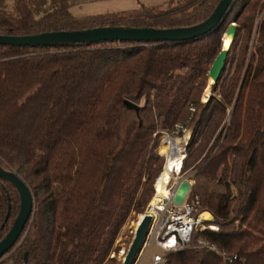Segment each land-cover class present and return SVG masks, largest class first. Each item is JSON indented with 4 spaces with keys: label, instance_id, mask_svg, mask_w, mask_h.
<instances>
[{
    "label": "trees",
    "instance_id": "1",
    "mask_svg": "<svg viewBox=\"0 0 264 264\" xmlns=\"http://www.w3.org/2000/svg\"><path fill=\"white\" fill-rule=\"evenodd\" d=\"M219 1L78 17L70 0H0V34L189 27ZM233 22L225 69L203 102ZM165 118L194 122L187 161L203 157L189 197L217 226L196 230L190 247L166 253V264H264V0H236L217 29L189 42L0 44V164L22 174L35 195L19 245L3 261H112L121 229L136 205L144 208L163 170L156 150ZM20 203L17 188L0 177V242ZM201 237L227 258L197 247Z\"/></svg>",
    "mask_w": 264,
    "mask_h": 264
},
{
    "label": "water",
    "instance_id": "2",
    "mask_svg": "<svg viewBox=\"0 0 264 264\" xmlns=\"http://www.w3.org/2000/svg\"><path fill=\"white\" fill-rule=\"evenodd\" d=\"M236 0H220L218 5L207 19L203 22L189 26V27H174V28H152V27H122V26H99L96 28H89L84 30H69V31H56L54 32H42L36 35H3L0 34V44L3 45H16V46H50L54 44H72L75 43H99L100 41H132V42H155V43H176V42H189V40H195L196 38L204 37L218 28L226 15L232 9L233 3ZM237 24L233 22V25L229 27L227 32L223 36V45L219 51V55L215 58L213 64L210 67L208 83L210 86L215 84L225 69L226 60L229 55V48L233 42L234 35L236 33ZM228 34L232 35V40L228 47H225V40ZM209 86V87H210ZM210 96V95H209ZM208 96V97H209ZM207 97V98H208ZM132 106L136 105L133 103ZM0 177L11 182L18 190L21 203L20 211L17 215L13 227L8 234L2 238L0 242V260L4 258L10 251L16 249L19 245L18 240L22 232L27 226L30 218L34 214L35 207V195L32 193L31 186L26 182L22 176L16 172L6 170L0 164ZM189 180H182L177 191L173 197L175 204H180L189 191ZM208 218L206 222L213 221L214 215L212 212H206ZM151 215H146L142 218L138 229L135 233V239L130 247V251L124 259L123 264H135L140 252L142 251L143 244L148 236V231L151 224ZM27 257V254H26Z\"/></svg>",
    "mask_w": 264,
    "mask_h": 264
},
{
    "label": "built area",
    "instance_id": "3",
    "mask_svg": "<svg viewBox=\"0 0 264 264\" xmlns=\"http://www.w3.org/2000/svg\"><path fill=\"white\" fill-rule=\"evenodd\" d=\"M159 145H166L167 142L174 141L173 135L168 130H163ZM179 151H184L181 158H176L178 165H172L170 168V177H168L165 187L168 189V194L164 197H159L160 206L157 208L149 207L147 213L151 215V224L148 231V236L143 244L142 251L139 254L138 262L142 264L145 255L148 253L151 245L155 244L156 252L152 256V264H166V253L171 251H179L185 247H190L193 242L194 233L196 230L203 231L207 228L217 229L214 224L207 225L204 218H201L202 213H197L198 206H200L198 197L192 200L189 196L192 191V186L195 179L191 175L185 176L184 169L187 162L188 140L190 135L179 138ZM167 147V146H166ZM170 154L167 152L166 167L169 161ZM184 163V166H183ZM183 166V167H182ZM163 168V169H164ZM182 168V171L180 169ZM162 173V172H161ZM183 176H185L183 178ZM189 180L190 187L183 201L178 205L173 201V197L177 191V187L182 180ZM196 246L200 248H211L227 258L226 252L220 251L214 243L205 239L198 238ZM162 250V253L158 252ZM232 260L224 261L229 264Z\"/></svg>",
    "mask_w": 264,
    "mask_h": 264
},
{
    "label": "rangeland",
    "instance_id": "4",
    "mask_svg": "<svg viewBox=\"0 0 264 264\" xmlns=\"http://www.w3.org/2000/svg\"><path fill=\"white\" fill-rule=\"evenodd\" d=\"M92 1H94V0H70V2L72 3L73 10L78 9L80 6H83V4H88ZM8 2H9V5L12 6V5H14L15 0H8ZM170 2H173V0L169 1L165 4H162V5H158V6H161V7L166 6ZM209 86H210V84L206 87L204 93L202 94L201 99L203 100V102H204V99H206L212 93V86H210V87ZM191 109L194 110V107H192ZM166 123H164V121H162V123L160 124V127H161L160 129L162 130V132H164L163 130H168L173 135V137L175 139L173 142L170 141V142H167L166 145L162 144L160 146L159 141H160V138H161L163 133L160 132V134L157 136V150L156 151L163 159V165H162L163 168H164L166 161H167L166 160L167 152L170 155L175 154L176 149L178 148L177 143H179V141H180L179 138H181V137L187 138V136L190 135V139H191L192 132H193L192 128L194 126V122H188V123L176 122V123H174L173 120H171V119L168 121V124H166ZM190 139L188 140L187 144H189ZM160 147H162V151L159 149ZM202 157H203V155H201L198 159H195V157L191 156V154H190L188 161L186 162L185 169H184L185 176H187L189 174L191 175V172L195 168L194 167L195 164H198L200 162V160L202 159ZM162 172H163V170H162ZM160 174H159V177H160ZM20 175H22V174H20ZM185 176H183V178ZM159 177L155 179V181L152 185V189H151L150 194H149L150 195L149 200L145 204L144 208L139 211V210H137L138 205H136L134 207L130 217L128 218L127 222L125 223V225L121 229L120 234L118 235L119 237L116 241V249L111 255L112 257H114V256L115 257L112 261H109V262L106 261V264H123L124 259L126 258L127 254L129 253V251H130L129 249H130V247H131V245L135 239V236H136L135 233L139 227L140 222L142 221V218L144 216H146L147 213H149L148 210H149V207L151 206L150 203L154 199V196L156 194L155 184H156L157 180L159 179ZM209 211L210 210H203L202 213L209 212ZM156 251L157 250H156L155 244L151 245L148 253L145 255V257L143 259L142 264H152V256ZM158 252L162 253V250H158ZM137 260H138V258H137ZM137 260H136L135 264H140V262H138ZM7 261H8V262H6L7 264L12 263V262H10V260H7Z\"/></svg>",
    "mask_w": 264,
    "mask_h": 264
},
{
    "label": "crops",
    "instance_id": "5",
    "mask_svg": "<svg viewBox=\"0 0 264 264\" xmlns=\"http://www.w3.org/2000/svg\"><path fill=\"white\" fill-rule=\"evenodd\" d=\"M172 0H94L88 4H83L78 9L73 10L71 3V12L78 17L87 15L107 14L113 12H127L128 10L140 9L144 6L158 7ZM165 120H170L165 118ZM4 259L1 260V262ZM3 261L1 264H7ZM11 262V261H10ZM9 262V263H10ZM14 264V263H10Z\"/></svg>",
    "mask_w": 264,
    "mask_h": 264
},
{
    "label": "bare ground",
    "instance_id": "6",
    "mask_svg": "<svg viewBox=\"0 0 264 264\" xmlns=\"http://www.w3.org/2000/svg\"><path fill=\"white\" fill-rule=\"evenodd\" d=\"M231 37H232L231 34H228L225 37L226 38V40H225V47L226 48L228 47V45L230 44V42L232 40ZM206 100H207V98L204 99V102H206ZM182 154H184V151H179V149L177 148L175 154H171L170 155L169 161H168L166 167L163 169V172L160 174L161 176L159 177V179L157 180V182L155 184L156 195H155L154 199L150 203L152 208H157L158 206H160V202H159L160 198L159 197H164V196H166L168 194V189H166L165 183H166L168 177H170V175H169L170 168L174 164L178 165V162H177L178 160L176 158H181ZM183 166H184V163H183ZM181 171H182V168L180 169L179 172H181ZM201 218L207 219L208 218V214L206 212L202 213L201 214Z\"/></svg>",
    "mask_w": 264,
    "mask_h": 264
}]
</instances>
